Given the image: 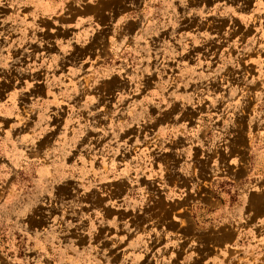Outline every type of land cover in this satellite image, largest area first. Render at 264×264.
<instances>
[{
    "label": "rangeland",
    "instance_id": "374dc122",
    "mask_svg": "<svg viewBox=\"0 0 264 264\" xmlns=\"http://www.w3.org/2000/svg\"><path fill=\"white\" fill-rule=\"evenodd\" d=\"M22 5L0 0V264H264V0Z\"/></svg>",
    "mask_w": 264,
    "mask_h": 264
},
{
    "label": "crops",
    "instance_id": "0c3cea01",
    "mask_svg": "<svg viewBox=\"0 0 264 264\" xmlns=\"http://www.w3.org/2000/svg\"><path fill=\"white\" fill-rule=\"evenodd\" d=\"M12 2H21L23 4L21 7L26 5L30 6V12L32 9L38 13H46L50 11H55L59 13L64 9V4H66V0H11ZM33 4V8H32ZM10 6V4H8Z\"/></svg>",
    "mask_w": 264,
    "mask_h": 264
}]
</instances>
